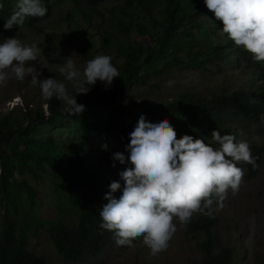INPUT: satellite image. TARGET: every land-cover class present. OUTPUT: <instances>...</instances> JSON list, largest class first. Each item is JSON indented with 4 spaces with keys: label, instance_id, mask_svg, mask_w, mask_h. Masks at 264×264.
<instances>
[{
    "label": "trees",
    "instance_id": "obj_1",
    "mask_svg": "<svg viewBox=\"0 0 264 264\" xmlns=\"http://www.w3.org/2000/svg\"><path fill=\"white\" fill-rule=\"evenodd\" d=\"M15 2L0 0V39L15 33L24 39V28L44 34L47 46L42 56L52 62V77L63 81L70 94H75L74 84H68L58 71L63 63L55 66L52 57L57 52L64 61L68 59L65 48L74 49L86 61L109 54L120 76L107 88L97 80L86 94H76L77 102L85 106L79 114L63 112V101L53 96L44 101L48 111L42 104L32 107L29 102L0 116L4 205L0 264H57L29 249L30 239L45 228L63 264L89 261L115 241L111 231L100 227L99 207L107 202L103 195L107 184L119 179L118 170L125 165L117 161L113 167L112 153L125 149L108 144L107 150L99 146L92 152L86 137L118 140L124 145L140 113L153 122L166 117L177 137L187 133L194 139L209 138L214 128L221 134H233L235 140H242L239 128L247 136L264 135V120L259 118L264 113V60H254L252 53L235 45L227 34L209 39L203 25L213 12L204 0H45L48 11L43 17L28 16L22 25L5 29L3 24ZM211 66L223 72L229 68L234 74L228 80L240 78L242 83L230 91L225 85L208 94L183 91L158 102L123 98L133 85L147 84L151 78ZM57 131L64 137H57ZM249 148L256 166L236 163L253 178L261 170L264 147ZM44 178L55 194L53 220L42 215L39 188L30 182ZM119 194L117 189L114 195ZM216 221L201 213L189 223L190 233L206 235L199 246V264H240L235 248L220 245L212 232ZM142 239L138 236L132 243Z\"/></svg>",
    "mask_w": 264,
    "mask_h": 264
},
{
    "label": "clouds",
    "instance_id": "obj_2",
    "mask_svg": "<svg viewBox=\"0 0 264 264\" xmlns=\"http://www.w3.org/2000/svg\"><path fill=\"white\" fill-rule=\"evenodd\" d=\"M204 5L222 22L220 30L235 45L252 53L254 60H264V0H204ZM47 11L45 0H16L3 27L20 26L25 17H43ZM39 51L37 42H22L16 35L0 39V86L28 74L43 98L63 101L62 110L68 115L85 107L76 94H86L97 80L107 88L120 76L109 54L88 59L82 72L70 55L58 69L74 83L75 94H70L63 81L52 76L38 79L39 72L26 67ZM259 118L264 120V113ZM127 135L123 145L127 156L125 151L112 153L113 167L117 161L126 166L118 170L119 179L107 184L103 194L107 202L99 207L100 227L111 231L118 245L131 246L134 238L142 237L151 255L168 247L177 228L174 218L183 226L194 212L211 215L214 208L223 207L229 189L232 195L238 192L243 170L236 162L256 166L246 140H235L233 134H221L216 128L209 138L194 139L187 133L177 137L166 117L153 122L140 113ZM101 148L107 150L108 144ZM117 189L118 196L114 195Z\"/></svg>",
    "mask_w": 264,
    "mask_h": 264
},
{
    "label": "rangeland",
    "instance_id": "obj_3",
    "mask_svg": "<svg viewBox=\"0 0 264 264\" xmlns=\"http://www.w3.org/2000/svg\"><path fill=\"white\" fill-rule=\"evenodd\" d=\"M101 6L108 5L102 4ZM55 8L60 12L62 10L56 6ZM203 27L206 31H209L206 35L209 39L214 38L216 35L221 37L226 35L220 30L222 22L214 14L205 18ZM25 30L26 28L23 31L27 36L24 39L20 36V33L11 36L16 35L22 42L31 43L35 41L40 48L38 58L26 62V67L31 66L34 71H38V79L53 76L52 62L42 56L47 46L46 36L37 34L32 30ZM65 53L68 56L71 55L70 58L74 61L76 68L82 72L86 60L72 48H65ZM52 57L57 67L64 61L62 55L57 52ZM5 71L9 70L6 69ZM233 74V71L229 68L223 72L218 68H214V66H211L208 70L200 71L178 69L173 73L151 78L147 84L133 85L123 98L146 99L150 102H158L173 98L183 91H198L203 94L212 93L221 90L225 85L230 91L242 83L240 78H233V81L228 80L227 76H233ZM70 83L74 84L72 81H68V84ZM66 87L69 91L67 85ZM44 101L45 98L40 94L39 85L31 84V78L28 74H25L23 80H16L13 77L0 86V116L16 111L29 102H33L32 107H35L38 103L39 105L42 104L44 109L48 111V105ZM239 133L241 137L243 136L242 140L248 142L249 147H264V135L247 136V134H244L245 130L240 128ZM54 134H57V137H64L63 132L57 131ZM86 141L89 143L92 152L96 151L105 142L114 144L117 147L123 146L120 141L112 139L86 137ZM247 175H249L248 172H243L238 192L232 195L229 189L223 201V207L214 208V214L210 216L215 217L217 221L212 232L219 238L220 245L235 248L239 255L240 264H264V155L259 173L253 178H249ZM30 182L39 188L42 215L46 220L55 219L56 200L50 181L44 178L40 181L30 179ZM1 194L0 188V213L4 211ZM201 213L203 212H194L190 220L183 226L174 218L173 222L177 224L176 231L169 240L168 247L156 255L150 254L149 248L143 243V239L132 243L131 246L127 244L118 245L113 241L98 257L80 264H140L141 262L147 264H199L201 256L199 246L206 240V235L204 233L194 235L188 231V226L190 221ZM29 249L57 264H63L64 262L56 252L47 228L42 229L38 236L30 239Z\"/></svg>",
    "mask_w": 264,
    "mask_h": 264
}]
</instances>
